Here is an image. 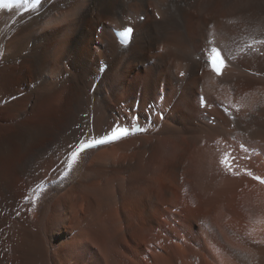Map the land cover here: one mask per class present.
<instances>
[{
    "label": "bare ground",
    "instance_id": "obj_1",
    "mask_svg": "<svg viewBox=\"0 0 264 264\" xmlns=\"http://www.w3.org/2000/svg\"><path fill=\"white\" fill-rule=\"evenodd\" d=\"M94 22L118 26L99 34ZM127 27L133 36L122 45L115 31ZM202 40L211 46L206 56ZM240 41L264 43V0H43L37 6L25 0L1 9L0 264L136 263L122 259V244L134 247L122 222L140 223L134 216L126 221L122 208L145 203L149 210L140 222H156L153 211L164 209L142 192L161 190L174 198L172 184H179L184 160L180 152L171 155L181 139L223 143L229 158L243 155L238 142L264 147V77L257 78L264 54L257 48L249 59L233 62L229 48ZM212 48L221 51V75L207 63ZM201 69L225 84L226 93L216 97V87L198 75ZM129 72L134 79L121 89ZM157 82L156 97L165 95L161 114L152 116L148 104ZM193 87L205 91L218 116L200 107V116L185 120L189 137H183L173 98H186ZM121 124H140V131L71 161L80 143ZM247 160L250 176L256 165ZM212 167L213 173L198 176L201 204L188 189L178 195L188 207L189 216L181 215L185 237L177 238L181 251H167L164 262L264 264V186L241 169L238 178L229 168L233 179L217 171L223 168L217 162ZM71 192L75 203L68 205Z\"/></svg>",
    "mask_w": 264,
    "mask_h": 264
},
{
    "label": "rangeland",
    "instance_id": "obj_2",
    "mask_svg": "<svg viewBox=\"0 0 264 264\" xmlns=\"http://www.w3.org/2000/svg\"><path fill=\"white\" fill-rule=\"evenodd\" d=\"M255 19H257V17H255ZM111 25L113 27L118 26V24L115 22H101L100 24H96L94 22L93 29L95 31H98L99 34L103 33L104 31L111 33V30H110L112 27ZM202 43H203V45H202L201 49H203V51H204V52L202 51V55L206 56L208 54V50H210L211 46H209L206 41L202 40ZM242 43L243 42L240 41L238 43L239 45L236 44V46H234V47L232 45L229 48V50H230L229 53H230V56L233 57V58L231 57L233 62L238 61V60H234V59L247 60L250 58V56L253 52L257 53V51L259 49L260 50L258 53L260 55L264 54L263 53L264 48H262V46H264L263 45L264 43L262 45H260V47H257V45H259L260 43H253V42L244 43V44H242ZM242 45L244 47H241ZM246 48H247V50H245ZM257 48H258V50L256 51ZM237 49H240V50L237 51ZM244 51H246V52H244ZM245 53H249V54H245ZM242 54H244V55H242ZM205 69H207V68H205ZM205 69L204 70L201 69V71L198 73V75L201 76L207 82L206 85L209 88L216 87V89H213V90L216 92V97L219 98L220 96L223 95L224 91L226 93L227 88L225 87V84H223V83H217L216 81H211V80L207 79V77H204L205 76L204 75ZM102 70L105 71L106 69L102 68ZM248 70H250V71H248ZM245 71H248L249 74H251V75L253 73H254V75L257 73V72L252 71L250 68H248ZM183 72H184V69L180 72V77L183 80H186L185 78H187V77L183 76ZM258 74H256V76L257 75L259 76V77L257 76V78H261V76H262V78L264 77V73H262V74L258 73ZM134 75H135V72H129V74L125 76V79L127 81L125 82V80H124L122 82L123 85H121V89H122V86L124 87V85H126V83L128 82L129 79H132V80L134 79ZM199 76H196V77L199 78ZM160 84H161V82H160ZM158 85H159V82H157V86L155 85L156 87L154 88V90L156 91V94L154 93L155 94L153 96L154 98L150 102L152 104H150V103L148 104L150 111H151V109H153V110L155 109L152 112L153 114L150 113V115H152V116L161 114V113H159V112H161L160 111L161 105H162L161 100L164 99V95H165L164 94L158 98L156 97L160 91L159 90L160 88L158 87ZM253 91H255V89ZM202 92H205V91H197V88L193 87L191 89L190 93L186 96V98H182V97H178V96L173 98L172 111H175V110L180 111L179 116L183 119L184 129L181 132L183 134L182 135L183 137H189V133H186L187 125L185 124V120H187V118L190 115H194V116L199 115L200 116L199 109L201 107L202 109H204L207 112V116H209L211 113H209L208 111H213L214 110L213 108H215V106H213L214 104L211 103L208 100L205 93H202ZM218 92H220V93L217 94ZM218 98L216 101L220 100ZM224 100L225 99H223V100L221 99L219 101V103L224 102ZM226 100L228 101L229 98L228 99L226 98ZM225 104L227 105L228 102H226ZM150 105L152 106V108H150L151 107ZM153 106H154V108H153ZM222 106L223 105H221L220 108H222ZM191 107H194V110H190ZM213 112L215 114H212V116L217 117L218 116V115H216L217 112H215V111H213ZM167 113H168V111H166V114ZM151 120H152L151 122L153 123V121H154L153 118H151ZM225 123H227V122L225 121ZM179 143L180 144L176 145L175 151H173V153L171 155V158H175L176 155L178 154L177 152H180V154L184 160V162H183L184 164L182 166V169H181L180 175H179V184H172V189L174 191V198L172 200H170L167 196H166V198H164L165 193L161 190L160 191L156 190V191H144V192H142L148 196L154 195L156 197L157 201H159L161 203L162 209H164V210L156 209L153 211L156 222H149L147 224H142L140 222L145 211L147 209L149 210V208L147 207V205L145 203H141L140 205L136 204V206H135L130 201V204L127 205V207L122 208V212L126 213V216H125L126 221L130 220V216H134L136 219H138V221L140 223V225L130 226V225H127L124 222H122V231H124V233L127 235L128 239H130L134 243V247H129V248H127L128 245L126 243L122 244V259H128L129 262H133L136 259L135 261L137 264H142V263L143 264L144 263L156 264L157 261L159 264H164V263L166 264V262H164L165 260H163V257H165L164 254H166L167 251H170L172 249L173 250H179V252L181 251V248H179V245L181 246V244H180L181 242L178 241V239H177L178 237H180V238L185 237V235L183 233H181L183 228H184V226L182 225L183 220H182L181 215L189 216V214L187 213V211L185 212V210H187L186 208H188V207H182V203H180V201H178V195H180V193H183L186 189H188V191H190V193H192V195L194 196V201H196V203L201 204V202L203 200L199 197V193L202 190V187H201V184L199 182V180H201V178L198 179V176H202V174L206 173V172H208L207 174L213 173L214 168L212 167V164H214V162L215 163L217 162V167L218 166L223 167V168H219V170L217 169V171L221 172L223 170L222 173L225 172L226 175L228 174V176H229V174H230L231 177H234L233 179H238L239 175H240L238 173L239 172L241 173V171H243L241 173V175L249 176L246 172H250V170L244 165V163H245L244 161L246 158L247 159L250 158V161L252 162L251 164H253V162H254L253 165L254 166L256 165L255 166L256 169H255V171H253V172H256V174L255 173L253 174V172L251 171L252 175H250L248 178L253 179V181H255V182H258L257 180H255V178H256V177H254L255 175L258 174L259 176L264 177V169H263L264 168V150H263L264 147H260L254 143H251L252 145L250 143H248V144H246L247 145L246 146V145H244V143L242 144V143L238 142V147H240L239 149H241L240 153L242 151L243 155L241 156V154H242L241 153L240 155L237 154L238 155L237 157L235 155V156H233V158H229L227 153H226V149H227L226 145L223 143H218V142L216 143L215 141H213V140L210 141V140H207L206 138H203L199 141H191L189 143H186V141L184 139H181L179 141ZM239 144H240V146H239ZM247 148H249V150ZM245 149H246V151H244ZM219 155H220V158H219ZM246 155H248L249 157L248 156L246 157ZM251 155H252V157H251ZM226 157L229 159L231 166L235 170H232L231 167H228L225 163L222 162L225 160ZM234 157H235V159H234ZM240 157L245 158L244 161H243V158L240 159ZM253 157H255L256 159ZM207 158H209V161L211 163V168H212V169H210V164L207 162L206 167L209 166L208 167L209 171H207L205 164H204V161H205L204 159H206V161H208ZM236 158H237V160H236ZM64 159L62 160L61 163H63ZM247 159H246V163H247V161L249 162V160H247ZM257 160H259V161H257ZM237 161H238V163H237ZM221 163H223V164H221ZM239 163L241 165L237 166V164H239ZM235 164H236V166H235ZM244 166H245V168H243ZM236 167H238V168L240 167L239 170L236 169ZM224 168H225V171H224ZM229 168L231 170L230 172L231 173L235 172V174H236V176H238V178L235 176H232L234 173L233 174L228 173ZM240 169H241V171H240ZM245 169L249 170V171H246ZM204 170H206V171L204 172ZM210 170H211V172H210ZM225 173H223V174H225ZM251 173H249V174H251ZM44 177H45V173H43V174L41 173V175L38 179H42ZM252 177H254V178H252ZM240 182L238 181V184L235 183L236 184L235 186L240 185L242 183V182L241 183ZM73 197H74V193L71 192V194H69L68 197L66 198V200H68V202H69L68 205L72 201ZM74 203H75V200L72 201V204H74ZM80 203H81V201L77 202V204H80ZM178 205H180V207H178ZM133 206L135 208H133ZM194 208H196V207H194ZM67 212H68V209H67ZM176 245H178V246H176ZM172 246L174 248L177 247L178 249L177 248L174 249ZM156 256H158V257H156ZM160 256H161V258H160ZM157 258H159V259H157ZM160 260H162V261H160ZM160 262H162V263H160ZM136 263H133V264H136Z\"/></svg>",
    "mask_w": 264,
    "mask_h": 264
},
{
    "label": "snow or ice",
    "instance_id": "obj_3",
    "mask_svg": "<svg viewBox=\"0 0 264 264\" xmlns=\"http://www.w3.org/2000/svg\"><path fill=\"white\" fill-rule=\"evenodd\" d=\"M7 6V5H6ZM133 29L132 28H127L122 35L124 37H128L132 34ZM207 63L209 64V66L212 68L213 71H216L217 74H220L223 67H224V61L220 55V52L218 51V49L216 48H212L211 49V53L209 54V58ZM127 135V132L123 129H116L115 131L112 132L111 136L109 137L110 140H118L120 139L122 136ZM98 143H103V141H99V140H94L91 142H82L80 143V145L76 148V150L72 151L71 153V161L74 162L77 158V156L83 152L85 149L91 148L93 147L95 144ZM223 163H225L228 167H231V164L229 162V159L226 157L224 161H222ZM69 168H71V163H69ZM256 179H261L260 177H256ZM262 183H264V180H261Z\"/></svg>",
    "mask_w": 264,
    "mask_h": 264
}]
</instances>
